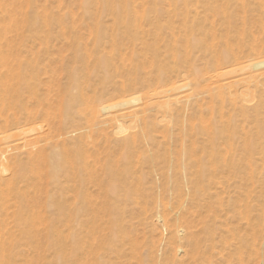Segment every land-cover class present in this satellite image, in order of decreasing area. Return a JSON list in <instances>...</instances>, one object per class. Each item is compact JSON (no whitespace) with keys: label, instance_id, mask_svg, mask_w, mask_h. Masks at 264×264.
<instances>
[{"label":"rangeland","instance_id":"obj_1","mask_svg":"<svg viewBox=\"0 0 264 264\" xmlns=\"http://www.w3.org/2000/svg\"><path fill=\"white\" fill-rule=\"evenodd\" d=\"M144 2L138 1L139 8L136 9L142 11L143 5L146 8ZM244 2L245 5L240 1L229 6L226 20L218 13L210 14L211 8L204 13L199 7L202 14L197 23L187 24L188 29L181 17L168 18L165 10L169 0H158L154 8L159 5L158 21L163 26L160 31L153 28L157 23L150 24L156 22L155 15L151 14L150 22L143 24V35L120 36L113 40L114 34L121 33L113 24L110 13L101 12L93 2L85 8L82 0H32L31 9L38 34L27 43L23 42L24 38L16 40L8 61L15 67L31 63L34 88L31 94L23 90L16 106L11 100L7 101L11 102L9 105L1 104L0 97V133L4 135V139H0V174L5 171L8 175L6 182L0 181V244L3 247L0 251L7 261L11 260L9 264H264V178L254 174L252 184V181L247 183L239 177L242 175L244 178L250 171L245 166L250 162L249 151L244 148V132L256 131L251 123L256 111L261 114L264 125L262 103L254 104V108L248 107L244 112L239 109L233 111L228 102L235 97L241 98L242 94L227 85L228 108L225 111L236 116L239 139L233 157L235 161L242 157L237 161L240 175L237 178L230 176L233 169L223 166V171L214 173L215 178L205 179L202 184L205 193L213 195L209 198L208 194L196 195L192 184L185 185L182 195L178 186L167 183L166 175L169 157L176 158L177 152L184 147L190 155L188 175L194 182L200 164L193 160L203 157L210 146L211 134L207 129L211 115L208 112L213 104L210 96L203 93L212 87L210 82L216 75L210 53L205 55V50L199 45L194 52L189 51L195 64L203 68L205 77L199 79L200 93L197 92L191 101L193 109L187 112L178 110V115L184 116L187 125L184 126L187 132L183 139L173 110L169 114L174 119L173 123L166 119L146 123L143 120L145 105L138 104L140 106L137 107L135 104L133 111L130 110L125 99L127 93H124L147 95L154 90L159 78L152 53L158 56L160 66L171 64L168 50L172 46L181 55L180 67L177 66L180 74L167 71L161 83L165 89H171L175 79L181 81L185 76L182 69L187 67L184 62H188L184 43L186 35L207 42L210 39V44L214 46L216 43L214 48L218 51L228 45L235 49L238 47L239 60L245 61L247 54L252 55L251 69L261 70L264 67V0ZM180 8L178 5V11ZM26 9L28 6L24 5L21 13L16 12V21L22 26L18 30L20 34L25 31L22 22ZM98 25L106 35L100 43L96 41ZM181 28L185 30L181 32ZM173 38L174 42H171ZM248 45L256 47L255 51L251 52ZM15 50L17 53L20 50L17 57ZM77 50L80 51L78 55ZM100 57L108 58V73L98 64L97 58ZM75 69L82 78L80 90L85 92L87 100L93 96L96 104L86 102L85 109L87 112L90 110L88 114L84 107L81 108V111L84 109L81 115L86 120L81 116V121L75 118V123L70 124L69 120L63 125V96L70 85V73ZM106 75L109 77L104 78ZM228 78L226 76V80ZM262 78V72L257 73L255 81L260 79L257 80L258 88H245V91L253 95L259 93L257 97H263ZM129 80H136L137 84L127 85ZM122 84L124 88L117 87ZM148 94L158 102L164 97L160 92ZM180 94L185 95L183 92ZM100 98L104 111L108 112L106 121L101 119L103 111L93 113L99 109L96 99ZM179 102H184L181 97L172 104ZM78 107L80 105L75 104L76 111H79ZM160 107L152 105L146 108L148 114H153ZM200 114L204 117L196 118ZM121 118L126 121L124 126L128 128L130 137L134 130L138 134L147 132L152 137L150 141L130 139L131 145L126 150L130 178L123 190H129L133 197L132 201L120 200L117 203L107 190L110 181L122 179L118 160L125 147L119 144L120 138H115ZM100 120L102 122L99 123ZM193 125H200L205 131L198 140L202 148L194 143V133L199 131V127L192 128ZM7 134L9 137L6 138ZM216 147L222 159L232 158L226 154L223 141H218ZM52 148H57L64 158L61 164L63 171L55 177L56 187L49 182L51 168L46 160ZM263 154L264 140H261L253 155L257 173L263 167L260 161ZM73 155L78 159L76 164H73ZM152 155L156 157L154 161H150ZM110 163L114 170L108 173L105 167ZM110 173L116 178H112ZM187 187L190 189L186 191ZM48 204L51 207L47 208ZM115 205L119 207L118 212L112 211ZM17 213L23 217L21 222L16 220ZM113 227L119 228L115 241H111ZM15 240H21V244ZM9 248L13 252H9Z\"/></svg>","mask_w":264,"mask_h":264},{"label":"bare ground","instance_id":"obj_2","mask_svg":"<svg viewBox=\"0 0 264 264\" xmlns=\"http://www.w3.org/2000/svg\"><path fill=\"white\" fill-rule=\"evenodd\" d=\"M138 1L142 2L143 0H123V1H119V0L118 1H116V0H82V5L85 8H87L88 5H90L93 2L95 5L100 7L101 12L107 11L110 13V15L112 16L113 24L118 28L119 33H121V35H117V34L113 35L114 36L113 40H116L120 36L135 37L138 35H143L145 32L143 30L144 29L143 24L150 22V19H151L150 15L151 14L155 15L154 17H155L156 22H152L150 24L153 25V23L154 24L157 23L153 26L155 31H160L162 29L163 26L158 21L159 10L157 8L159 7V5L157 8H154L156 6V3L158 0H144L146 2V3L144 2L146 8H143L144 7V5H143L141 7L142 11H139L140 9L139 10L136 9V8H139L137 6V5H139ZM194 1H195V3L192 4V2L190 0H169V4L167 5L168 8L165 10L168 18L172 17V16L173 17H175V16L181 17L183 24H185L186 28L189 29L190 27L187 24L197 23V21H198L197 19L200 18L199 16L202 14L198 10L199 7L201 8V10L204 11V13H205V11L208 12L207 9L211 8V10H213V11H211L210 14H212V12H213V14H214V12L218 13L219 17H220V15L221 16L223 15L224 20H226L225 19L226 16L228 15V17H229V14H228V12H229L228 7L229 6H232L233 4H236V2H240V1H243V4L245 3L244 2L245 0H221V2H222L221 4H219L220 2L218 0H194ZM31 3H32V0H16V1L0 0V97L2 100L1 104H4V105H6V104L9 105L11 102H13L12 105L14 104L13 106H16L18 103V100H19L18 96H20L23 93V90L24 91L26 90L31 94L33 91V88H34V86L32 84L33 67L31 65V63L27 61L28 63L23 64V66L21 64H19L17 67H15L11 63V61H8L9 55H12V53H13L12 45L14 44V42L16 40H19L20 38H24L23 42L27 43V41L29 39L32 40L38 34V33L36 34V32H38L35 29V27L37 26V23H36L35 17L33 16V11L31 9ZM134 4L136 6H133ZM24 5L28 6V9H26V11L24 12V21L22 22L25 31L20 34L18 32V30H20V28L22 26L20 23H18L16 21V12L21 13ZM178 5L182 7L179 9V11H178ZM243 8H244V6H243ZM239 9H240V7H239ZM241 10L243 11V9H241ZM261 14H260V16H261ZM207 17H208V15L206 16V18ZM227 20H229V19H227ZM230 21H231V19L229 20V22ZM11 28H14V29L11 31ZM183 30H185V29L183 28L181 32H183ZM170 32H172V31H170ZM12 33H14V38H13ZM170 34H173V33H170ZM96 36H97L96 41L98 43H100V41H102V39L106 37L105 33L103 32V28L100 25H98V28L96 31ZM131 37H130V39H131ZM184 39L186 41V42H184L186 44L185 50L188 51V53L185 52V54L188 55V62H184L187 65V67L185 66L182 69L185 72V76L181 81H179L178 79H175L173 81V85L171 86L172 87L171 89H165L163 87L161 81H162L163 77L167 74V71L171 72V74H176V75L180 74V71H179L180 69H177V66L180 67L181 55L177 51L176 47L172 46L168 50V56H170V58L172 59V63L171 64L170 63H164V64H166L165 66H160L158 56L155 55L154 52L152 53V58L154 60L155 68L157 71L156 72L157 78H159V80H158L159 84L156 88H154V90H150L149 92L164 93V97L162 98V100L160 102L152 100V98H151L152 94H148L149 92L146 93L147 95H136L135 93H131V92L130 93L124 92V93H127L125 99L127 100V102H129V104H127V105H129V109L131 108L130 110L133 111L135 104H137V107L140 106L138 104H141L143 107L145 105L146 112H144L143 120L146 123L153 122V121H161L162 119L169 120L173 123L174 119H171L169 117L170 112L173 110L174 113L177 114V115L175 114L176 124L179 123L178 124V131H179V134L181 135V137L183 139L186 135V132H187L184 126H187V125L185 123L186 120L183 119L184 116L180 117L178 115V110L180 109L184 112H187L188 110L193 109L194 106H193V103L191 101H192V99H194L196 97L197 92L200 93L199 89H198L199 87H201L199 79H202L205 77L204 76L205 74L203 72V68H201L200 65L198 66L195 64V62L191 59L193 55L191 56L189 51L194 52L196 50V46L199 45V48H203L205 50V55L210 53V55L212 57V62H213L212 68H214L216 75H214V77L212 78V80L210 82L212 87L207 88L206 91L203 92V93H206L210 96V98L212 99L211 102L213 104V105H211V107H212L211 110L208 112V114L211 115V117L209 119V122H210L209 126L210 127H208V129H210V130L207 129V132H210V134H211V136L209 137L210 140L208 141L210 146L207 150H205V153H204L205 155L203 157L195 158L193 160V161L197 162V164H200L197 166V178L194 180V182L191 181V179L189 178V175H188V169H189L188 162L190 159V155L188 152H186V149L184 147H182L181 150L177 152L176 158H174L172 156L169 157V160H170L169 161V167H168L169 171L166 175L167 183H169L172 186H174V185L178 186L177 187L178 191H181L182 195H183V191H185V188H184L185 185L188 186L190 184H192L193 187L195 188L194 193L196 195H198V193L201 195H207L208 193H205V189L202 185L203 181L205 179L209 180V178L213 177V176L215 178L214 173L218 172V171H223V169H222L223 166H227V167L232 168L233 171L229 172V175L233 176L234 178H237V175L239 174L238 173L239 165H238L237 161L242 160V157H239V160L235 161V159L233 157L235 154L236 148H237L239 133L237 132V126H236L237 124L235 123V119H236L235 114H233V113L227 114L225 111L226 107H227L226 103L228 101L227 93H226L227 85L229 84L235 90H239V92H241V94H242L241 98L235 97V99H233V101L228 102L229 105L233 106V111H235L236 109H239L240 112H244L246 108L253 107L254 104H258L259 102L262 103L261 107L264 108V96L263 97L262 96L257 97V96H259V93H258V95H253L252 93H250V91H248V92L245 91V88H247L249 90H255L256 88H258L259 83L257 82V80L259 81L260 79H256V81H255V75L257 73H261V72H262V75H264V70H263L264 67L259 71L256 70L255 68L251 69V65L253 64V61H254V59H253L254 57L252 55L247 54L245 57V61L239 60V53L238 52H240L239 51L240 48H238V47L235 49L231 45H230L231 47L229 45L228 46L226 45L227 47H225L224 49H220L218 51L214 48L216 43L213 46V44H210V42H209V41H211L210 39L208 41L209 43L205 39H201V38L196 39L195 37L189 36V35H186V37ZM214 41H215V38H214ZM92 42H93V40H92ZM171 42H174V38ZM184 43H183V45H184ZM224 44H227V43H225V41H224ZM217 45L220 46L221 44H217ZM248 46L250 47V45H248ZM5 48H7L8 53H6ZM255 49H256V47H252V48L250 47L251 52L255 51ZM19 52H20V50H19ZM18 53L15 50L14 55L17 57ZM76 53H77L76 55H78L80 53V51L77 50ZM82 56H83V54H82ZM107 59L101 58V57L97 58L98 64L106 70V73L109 72L108 70L110 67ZM249 74H250V77H249ZM93 76H95V74ZM226 76L229 77L228 80H226ZM106 77L108 78L109 75H106L104 78H106ZM250 78H252V79H250ZM81 81H82V78L78 76L77 70L76 69L73 70L70 73V77H69V84L70 85L65 90L64 96H63V101H62V103H63V109H62L63 116H62L61 121H62L63 125H66L69 120H71L70 124H71V122L75 123V118H76V120H80V117L84 116V115H81V112H83V110L85 109L86 102H89L88 103L89 105L90 104L91 105L96 104V103H93V96L91 97V100L89 98L87 100V98H86L87 95L85 94V92L83 90H80L81 89V87H80ZM263 81H264V79H263ZM127 83H128L127 85H135V84H137V81L136 80H133V81L129 80V81H127ZM262 86H264V84ZM117 87H120L121 89L124 88L123 84L121 86H117ZM213 87H216L217 89L214 90ZM180 92H183L185 95L180 94ZM3 94H5V96ZM6 94H9L7 96H9L10 98H7ZM157 94H159V93H157ZM178 97H181L184 102H179L178 104H172L176 100V98H178ZM238 98L240 100H237ZM123 99H124V97H123ZM169 99H175V100L169 103V102H167ZM8 100H11V102H7ZM96 102H97V104H99V109L93 110V113L98 114L99 111H101V112L103 111L104 113L101 115V119L106 121L107 117H108V114H107L108 112L104 111V107H103L104 105L101 102V98L96 99ZM75 104L80 105V107H78L79 111L75 110ZM152 105H156L159 107L161 105V107L159 110L155 111L153 114H151V113L148 114L147 108H149ZM83 107H84V109L81 111V108H83ZM196 107H197V105H196ZM115 109H117V108H115ZM262 110H264V109H262ZM85 111H86V109H85ZM114 111H116V110H114ZM86 112H85V115H86ZM89 112H90V110L87 112V114ZM118 113H119V111H118ZM114 114L116 115V113H114ZM255 114H257V115L255 117L251 118L252 119L251 123L253 122V125H254L253 127H256V131L252 132L251 130H247L244 132V136L246 138V146L244 148H246L249 151V162H250L249 164H245V166L248 167L250 169V171L246 174V176L244 178L241 177L242 175L239 176L240 180L242 179V180L246 181L247 183L248 182L251 183V181H252V184H253L252 179L254 177V174L255 175L259 174L260 177L264 178V154L260 160L263 167L261 168V171L259 173L256 172L257 167H256V162H255V159L253 156L255 154V147L261 144V140H264V129H263L264 125H263V120L261 119V114H259L257 111ZM218 116L220 117V119H217ZM199 117H204V114H200V115L196 116V118H199ZM262 117H264V115ZM84 119L86 120L85 116H84ZM116 119H117V117H116ZM85 120H82V121L84 122ZM114 121H116V120L114 119ZM100 122H102V120H100L99 123ZM76 123H78V122H76ZM124 123H126V121L123 122V118H121L119 121V124L116 126L118 136H115V138L116 137L120 138L119 144H122L125 147V150L123 151L122 155L120 156V159L118 160V162L120 163V166H121V171L119 169V172H121L122 179L120 178V180L117 179V180L110 181L111 185L109 184L110 187L107 190V194L110 195L111 198H115L117 203L120 202V200L125 201V202L126 201H132V197H133L130 193H128L129 190L128 191L123 190L125 187V184L127 183V180L130 178L128 176L130 174L128 173L129 170H128L127 164H126V163H128L127 158H126L127 157L126 150H128V147L131 145L130 139L131 138L132 139L141 138V139H144L145 141H150V139L152 137L147 132L142 133V134H138L134 129H132V130H134V134L132 137H130L129 132L127 131L128 128H126L124 126ZM195 127H199V131L194 133V135L196 137L194 139V143L197 146H199L200 148H202V146L198 140H199V138H201L202 132H205V131H203V128L200 125H193L192 126V128H195ZM78 129H79V127H78ZM78 129H76V130H78ZM63 131L66 132L67 129H65ZM199 135H200V137H197ZM67 136H69V134H67ZM7 137H9L8 134L6 135V138ZM1 138L3 140L4 135H2L0 133V139ZM117 138H116V140H117ZM152 140L155 141L154 138H152ZM218 141L224 142V144L226 146V154L232 156V158H230L228 160L221 158V154L216 147ZM58 151L59 150L57 148L50 149L49 154L47 156L48 158L46 159L48 165L51 168V172H52V173L50 172V175H49V177H50L49 182L51 184H54L55 187L58 185L55 181V177L59 171L60 172L63 171L61 164H62V161L64 160V158H62L61 153ZM72 157H74L73 164L74 163L76 164L78 162V159L75 158L76 155H73ZM140 157L143 159L145 158V156L143 154H140ZM154 158H156V157H154L152 155L150 157V161H152V160L154 161ZM205 158H206V160H205ZM111 164L112 163L109 164L110 166L105 167V169L108 170V173L113 172V170H114V169L112 170V167L114 165L112 164V166H111ZM0 165H1V163H0ZM114 173H115V171H114ZM6 174L7 173L5 171L0 174V181L2 180V182H4V181L6 182V179L8 176V175L6 176ZM243 175H245V174H243ZM110 176L112 178H116L111 173H110ZM227 178H229V176ZM138 179H139V177L136 178V180H138ZM254 179H255V177H254ZM214 182L215 181H213V183ZM9 185H10V183H9ZM189 189L190 188L187 187L186 191ZM121 191L123 192V195L121 194ZM0 193H1V190H0ZM207 196L209 198L213 197L212 194H208ZM48 207H51V206L48 204L47 208ZM113 208L114 209H112V211L115 210L116 212H118V208H119L118 205L113 206ZM2 210H4V209L2 208ZM22 218H21V215H18V213H17L16 220L20 221ZM98 219H99V217H98ZM164 226H165V224H164ZM117 229H119V228H116V227L112 228L113 234L111 236V241L112 240L115 241V239L118 237V235H117L118 230ZM23 239H24V237L22 238V240ZM93 239H95V238H93ZM15 241L17 242L18 240H15ZM19 241L21 244V240H19ZM94 242H96V241H94ZM13 243H14V241H13ZM96 244H98V243H96ZM1 248L3 249L2 245L0 244V250H2ZM12 248H13V246H12ZM15 248L16 247L14 246V249ZM9 249H10L9 252H11V250L13 252V249H11V248H9ZM18 252H19V246H18ZM16 253H17V250H16ZM1 254L2 253L0 251V264H5V262H6V264H9L8 262L11 260L8 259V257H7V259L9 260V261H7L6 258H4L5 254L4 255H1ZM17 254H19V253H17ZM11 256H9V258ZM14 257L12 259H14Z\"/></svg>","mask_w":264,"mask_h":264}]
</instances>
